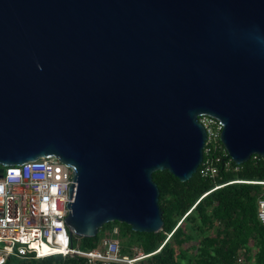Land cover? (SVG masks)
<instances>
[{
    "label": "water",
    "instance_id": "obj_1",
    "mask_svg": "<svg viewBox=\"0 0 264 264\" xmlns=\"http://www.w3.org/2000/svg\"><path fill=\"white\" fill-rule=\"evenodd\" d=\"M203 114L264 156V0H0V176L69 165L71 235L161 231L153 174L198 172Z\"/></svg>",
    "mask_w": 264,
    "mask_h": 264
},
{
    "label": "trees",
    "instance_id": "obj_2",
    "mask_svg": "<svg viewBox=\"0 0 264 264\" xmlns=\"http://www.w3.org/2000/svg\"><path fill=\"white\" fill-rule=\"evenodd\" d=\"M233 165L239 169H222L215 179L203 178L197 172L185 182L168 170L154 172L160 189L163 229L157 233L138 232L126 223L109 222L100 228L101 236H78L82 246L92 249L103 238L115 236L122 239L120 254L133 259L132 264H249L251 260L252 264H264V224L258 217L264 184L230 183L215 189L234 180L264 181V159ZM135 247L144 257L138 258ZM6 264H86V259L10 256Z\"/></svg>",
    "mask_w": 264,
    "mask_h": 264
},
{
    "label": "built area",
    "instance_id": "obj_3",
    "mask_svg": "<svg viewBox=\"0 0 264 264\" xmlns=\"http://www.w3.org/2000/svg\"><path fill=\"white\" fill-rule=\"evenodd\" d=\"M198 119L207 132L204 158L198 169L200 176L215 179L222 169L238 170L221 139L222 121L210 114ZM262 159L264 156L253 154L250 160ZM72 180L71 167L53 156L5 167L0 176V243L5 244L0 248V264H6L10 256L40 259L52 255L81 256L86 264L133 263V259L120 254V244L112 237L103 238L92 249L74 248L76 235H71L64 221L69 214L68 189ZM230 183L264 181L234 180L215 189ZM258 217L264 224V197L258 201ZM141 255L139 258L144 257L143 252Z\"/></svg>",
    "mask_w": 264,
    "mask_h": 264
},
{
    "label": "rangeland",
    "instance_id": "obj_4",
    "mask_svg": "<svg viewBox=\"0 0 264 264\" xmlns=\"http://www.w3.org/2000/svg\"><path fill=\"white\" fill-rule=\"evenodd\" d=\"M115 231L118 232V230H115ZM101 235H102V232L99 233V236H101ZM109 237H112L113 239L118 240L119 243L122 240V239H120L118 237H115V236H109ZM3 245H5V244L4 243H0V248L3 247ZM74 248L81 249V250H86L87 249V248H84L82 246V241H81V239L78 236H75L74 237ZM134 250L136 251V255L138 256V258H139V256H142L141 255L142 254V251L138 247H135ZM255 253H256V250H253V254H255ZM252 263H253L252 260L249 261V264H252Z\"/></svg>",
    "mask_w": 264,
    "mask_h": 264
}]
</instances>
